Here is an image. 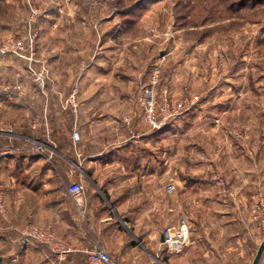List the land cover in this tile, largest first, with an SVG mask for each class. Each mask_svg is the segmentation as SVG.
<instances>
[{"label":"rangeland","instance_id":"rangeland-1","mask_svg":"<svg viewBox=\"0 0 264 264\" xmlns=\"http://www.w3.org/2000/svg\"><path fill=\"white\" fill-rule=\"evenodd\" d=\"M92 69L93 85L127 88L134 97L138 88L155 99L161 125L146 123L144 94L138 109L146 125L140 131L154 134L153 149L160 160L163 152L168 158L170 184L177 186L164 233L183 218L193 232L191 216L179 209L202 197L200 189H186L190 184L213 183L210 197L234 198L239 194L215 171L237 172L248 160H264V0H0V130L38 128L40 108L52 97L55 142L65 150L73 110L68 92L80 93ZM41 75L45 88L37 81ZM52 88L61 93L48 94ZM121 96L126 103L127 95ZM164 98L169 120L162 124ZM130 106H120L116 118L125 119ZM45 149L37 141L12 140L0 147V157L35 159ZM0 191L6 208L0 213V264H21L19 252L41 246L34 238L38 225L26 223L13 232L19 239L9 240L15 230L1 179Z\"/></svg>","mask_w":264,"mask_h":264},{"label":"crops","instance_id":"crops-1","mask_svg":"<svg viewBox=\"0 0 264 264\" xmlns=\"http://www.w3.org/2000/svg\"><path fill=\"white\" fill-rule=\"evenodd\" d=\"M92 70L80 93L76 89L79 108L70 115L72 126L65 150L58 149L55 142L59 128L52 97L40 108L38 128L27 124L15 125L9 132L0 130V147L12 140H26L46 148L35 159L25 155L0 157L8 223L15 230L8 239H19L13 232L32 223L52 231L72 247L101 246L126 264H168L176 258L177 264H252L263 243L254 211L258 191L264 194V160L258 159L256 165L248 160L237 172L215 171L228 189L239 194L234 198L210 197L209 191L216 187L213 183L205 186L202 181L194 182L186 188L200 189L202 197L193 204L180 203V214L190 215L194 228L189 246L172 259L164 246L171 211L166 193L171 178L169 161H165L164 152L160 160L154 151V134L147 129L140 131L146 125L138 99L148 91L137 88L134 97L127 88L93 85L97 72ZM51 92L61 93L54 88L48 94ZM123 94L127 95L126 103L121 100ZM123 104L131 105L125 115V119L130 117L128 123L123 117L116 118ZM74 131L79 133V141L74 140ZM256 156L262 155L257 152ZM72 183L84 188V216L67 192ZM18 254L15 259L22 258L21 264H89L79 253L58 263L45 246L33 250L28 245L27 251Z\"/></svg>","mask_w":264,"mask_h":264},{"label":"built area","instance_id":"built-area-1","mask_svg":"<svg viewBox=\"0 0 264 264\" xmlns=\"http://www.w3.org/2000/svg\"><path fill=\"white\" fill-rule=\"evenodd\" d=\"M33 16L36 15V11H32ZM33 72V70H31ZM34 73V72H33ZM42 88H45L46 77L41 75L37 80ZM154 81V80H153ZM166 98V97H165ZM164 98V103L162 106L163 119L162 124H165L167 117H165V112L168 109L167 100ZM77 90L73 91L72 94L67 99L66 103L71 105L76 111L77 108ZM140 106L144 107L145 121L147 124L157 127L161 125L155 117L156 103L151 91H148V94L144 98L140 99ZM73 138L75 141L80 140L79 133L74 131ZM40 153V148H38V154ZM221 186H224V183L219 182ZM177 186L175 184H170L166 188V193L172 195L176 191ZM68 194L72 197L77 205L79 213L81 216L85 215V194L84 188L80 183H72L67 189ZM5 202L4 197L0 191V213H5ZM254 217L257 223L259 224L260 234L262 237V242H264V194H260L257 197ZM34 236V235H32ZM34 238L38 239V244L41 246L47 247L49 252L54 255L58 263L65 262L73 254L79 253L87 257L89 264H126L125 262L118 261L113 258L103 247L96 245L92 249L82 248L78 249L72 247L68 244L58 241L53 232L46 229H38V235H35ZM191 239L190 232V223L187 219L183 218L180 220L178 227L172 232L164 233V246L166 252L169 255H179L183 253L184 250L189 246ZM262 263H264V253L262 256Z\"/></svg>","mask_w":264,"mask_h":264},{"label":"water","instance_id":"water-1","mask_svg":"<svg viewBox=\"0 0 264 264\" xmlns=\"http://www.w3.org/2000/svg\"><path fill=\"white\" fill-rule=\"evenodd\" d=\"M263 253H264V242L261 244L252 264H261Z\"/></svg>","mask_w":264,"mask_h":264}]
</instances>
